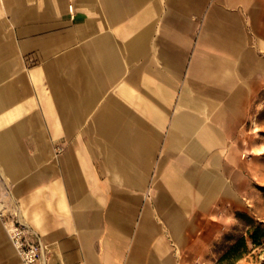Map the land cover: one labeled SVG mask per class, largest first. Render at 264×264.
Returning a JSON list of instances; mask_svg holds the SVG:
<instances>
[{
    "label": "crops",
    "instance_id": "obj_1",
    "mask_svg": "<svg viewBox=\"0 0 264 264\" xmlns=\"http://www.w3.org/2000/svg\"><path fill=\"white\" fill-rule=\"evenodd\" d=\"M262 88L264 0H0V264H212Z\"/></svg>",
    "mask_w": 264,
    "mask_h": 264
},
{
    "label": "rangeland",
    "instance_id": "obj_2",
    "mask_svg": "<svg viewBox=\"0 0 264 264\" xmlns=\"http://www.w3.org/2000/svg\"><path fill=\"white\" fill-rule=\"evenodd\" d=\"M245 135L240 164L242 212L216 245L212 264H264V88L251 107ZM255 229H259L257 246L249 239ZM240 239L246 240L244 253L241 247L235 248Z\"/></svg>",
    "mask_w": 264,
    "mask_h": 264
},
{
    "label": "built area",
    "instance_id": "obj_3",
    "mask_svg": "<svg viewBox=\"0 0 264 264\" xmlns=\"http://www.w3.org/2000/svg\"><path fill=\"white\" fill-rule=\"evenodd\" d=\"M8 233L17 251L19 264H38L39 251H41L42 246L38 240L36 243L30 242L29 236L32 231L24 226L10 224L8 225Z\"/></svg>",
    "mask_w": 264,
    "mask_h": 264
},
{
    "label": "trees",
    "instance_id": "obj_4",
    "mask_svg": "<svg viewBox=\"0 0 264 264\" xmlns=\"http://www.w3.org/2000/svg\"><path fill=\"white\" fill-rule=\"evenodd\" d=\"M259 229H255L252 231V233L249 236V239L251 241V243L255 246L259 245V237H258V233ZM241 247L243 249V253L246 251V240L245 239H240L238 244L235 246V248H239ZM239 256V255H238ZM237 256V257H238Z\"/></svg>",
    "mask_w": 264,
    "mask_h": 264
}]
</instances>
